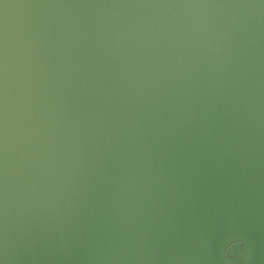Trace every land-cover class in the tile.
<instances>
[{"label": "water", "instance_id": "95a60500", "mask_svg": "<svg viewBox=\"0 0 264 264\" xmlns=\"http://www.w3.org/2000/svg\"><path fill=\"white\" fill-rule=\"evenodd\" d=\"M0 264H264V0H0Z\"/></svg>", "mask_w": 264, "mask_h": 264}]
</instances>
